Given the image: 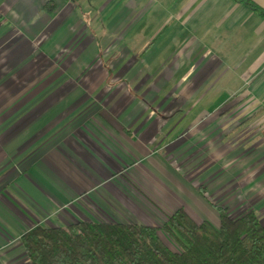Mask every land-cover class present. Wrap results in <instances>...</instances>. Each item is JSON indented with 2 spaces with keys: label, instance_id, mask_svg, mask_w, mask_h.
Listing matches in <instances>:
<instances>
[{
  "label": "crops",
  "instance_id": "0c3cea01",
  "mask_svg": "<svg viewBox=\"0 0 264 264\" xmlns=\"http://www.w3.org/2000/svg\"><path fill=\"white\" fill-rule=\"evenodd\" d=\"M224 202L264 228L260 16L232 0H0V264H29L36 226L161 227Z\"/></svg>",
  "mask_w": 264,
  "mask_h": 264
},
{
  "label": "trees",
  "instance_id": "16d2710c",
  "mask_svg": "<svg viewBox=\"0 0 264 264\" xmlns=\"http://www.w3.org/2000/svg\"><path fill=\"white\" fill-rule=\"evenodd\" d=\"M264 20L250 0H232ZM54 6L44 10L52 13ZM219 226L196 224L178 208L161 227L142 224L79 222L63 227L36 226L21 238L29 264H264V228L253 210L231 218L215 206ZM162 232L180 251L171 250Z\"/></svg>",
  "mask_w": 264,
  "mask_h": 264
},
{
  "label": "rangeland",
  "instance_id": "374dc122",
  "mask_svg": "<svg viewBox=\"0 0 264 264\" xmlns=\"http://www.w3.org/2000/svg\"><path fill=\"white\" fill-rule=\"evenodd\" d=\"M191 182H193V179L191 180ZM205 189H204V187H201V186H199L197 189H196V191H198V192H202V191H204ZM226 191V190H225ZM229 199V198H228ZM228 199H226V201L228 200ZM209 200H210V202L212 201L213 203H214V201H213V197H210L209 198ZM231 200V199H230ZM229 201V200H228ZM227 201V202H228ZM233 201H235V198L233 199ZM226 204V202H224V203H221L220 204V206H224V207H226L227 208V206L225 205ZM228 204V203H227ZM155 206V205H154ZM211 206H213V207H211ZM215 206H219V205H212V204H210V213H207L206 211H204V214L203 215H201L202 216V218H200V220H196V221H194L185 211V213L196 223V224H201L203 221H206V220H208L213 226H215V227H218L219 226V215L217 214V212L215 211V209L213 210V208L215 207ZM157 208V207H156ZM157 210H159L158 208H157ZM250 210H253V209H250ZM160 211V210H159ZM176 211V210H175ZM174 211V212H175ZM254 211V210H253ZM173 212V213H174ZM172 213V214H173ZM233 213H236V211L235 210H233ZM171 214V215H172ZM232 215V214H231ZM233 217H234V214H233V216H231V218L233 219ZM151 226H154V227H158L159 228V226H156L155 225V222L152 220V225ZM159 237L161 238V240L166 244V246H168L171 250H173L174 252H178V251H180V248L179 247H177L174 243H172L167 237H165V235L160 231L159 232Z\"/></svg>",
  "mask_w": 264,
  "mask_h": 264
}]
</instances>
